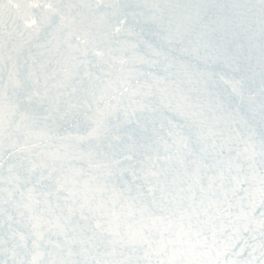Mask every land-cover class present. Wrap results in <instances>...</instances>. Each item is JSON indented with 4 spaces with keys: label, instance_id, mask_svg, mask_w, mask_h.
<instances>
[{
    "label": "water",
    "instance_id": "obj_1",
    "mask_svg": "<svg viewBox=\"0 0 264 264\" xmlns=\"http://www.w3.org/2000/svg\"><path fill=\"white\" fill-rule=\"evenodd\" d=\"M0 264H264V0H0Z\"/></svg>",
    "mask_w": 264,
    "mask_h": 264
}]
</instances>
